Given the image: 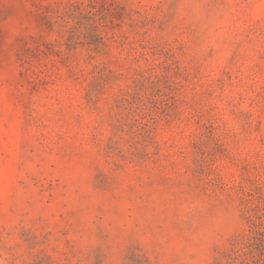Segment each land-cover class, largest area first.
I'll list each match as a JSON object with an SVG mask.
<instances>
[{
    "label": "rangeland",
    "instance_id": "obj_1",
    "mask_svg": "<svg viewBox=\"0 0 264 264\" xmlns=\"http://www.w3.org/2000/svg\"><path fill=\"white\" fill-rule=\"evenodd\" d=\"M0 264H264V0H0Z\"/></svg>",
    "mask_w": 264,
    "mask_h": 264
}]
</instances>
